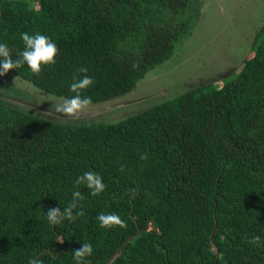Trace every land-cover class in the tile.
Instances as JSON below:
<instances>
[{"label":"trees","instance_id":"1","mask_svg":"<svg viewBox=\"0 0 264 264\" xmlns=\"http://www.w3.org/2000/svg\"><path fill=\"white\" fill-rule=\"evenodd\" d=\"M196 1L0 0L13 59L24 31L58 48L39 74L8 72L62 98L85 75L89 103L124 95L191 34ZM84 171L102 176L99 195L74 184ZM75 190L81 214L50 225L48 209L62 211ZM99 213L123 225L101 228ZM138 229L108 264H214L212 233L216 264H264V39L221 86L114 122L55 120L0 97V264H75L83 243L93 246L87 264H103Z\"/></svg>","mask_w":264,"mask_h":264},{"label":"rangeland","instance_id":"2","mask_svg":"<svg viewBox=\"0 0 264 264\" xmlns=\"http://www.w3.org/2000/svg\"><path fill=\"white\" fill-rule=\"evenodd\" d=\"M194 6L199 17L191 34L124 95L88 103L73 114L55 112L62 97L7 72L0 75V97L55 120L114 122L196 86H221L237 74L252 44L264 39V0H197Z\"/></svg>","mask_w":264,"mask_h":264},{"label":"clouds","instance_id":"3","mask_svg":"<svg viewBox=\"0 0 264 264\" xmlns=\"http://www.w3.org/2000/svg\"><path fill=\"white\" fill-rule=\"evenodd\" d=\"M20 39L23 42V50L19 53L18 59H13L10 55V49L4 42H0V75H4L10 69H17L22 64H26L28 69L33 74H39L42 65H50L55 63V57L58 52L56 42L49 36L40 32L29 34L24 31L20 33ZM85 71V69H81ZM92 83V78L85 75L80 79H74L69 85V89L75 92L76 95L62 98L61 103H57L54 107L55 112L73 114L89 103L87 96L82 97L79 90L88 87ZM123 170V168H121ZM74 184L83 186L89 190L90 195H99L106 187L102 181V176L94 171H84L75 178ZM83 196L79 190L71 193V199L67 206L61 211L58 207L49 208L46 212L47 221L50 225H56L63 221H72L81 213L74 212L78 207V201L82 200ZM99 227L110 228L114 225H123V221L115 213H99L97 214ZM260 239L259 236L253 237V243ZM93 252V246L90 243H83L81 247L75 249L72 254V259L75 264H87L85 257H88ZM29 264H35L30 258Z\"/></svg>","mask_w":264,"mask_h":264},{"label":"water","instance_id":"4","mask_svg":"<svg viewBox=\"0 0 264 264\" xmlns=\"http://www.w3.org/2000/svg\"><path fill=\"white\" fill-rule=\"evenodd\" d=\"M141 233V230L140 229H138L137 231H136V233H134V234H132V235H130V236H128L126 239H125V241L114 251V253L103 263V264H108L109 263V261L111 260V258L116 254V253H118L128 242H129V240L130 239H132L133 237H135V236H137V235H139ZM210 240H211V243H212V246H213V248H214V250H215V253H216V257H215V262H214V264H216V262H217V260H218V257H219V249H218V247H217V245H216V243L214 242V240H213V233L210 235ZM40 255V254H39ZM38 255V256H39ZM37 256V257H38ZM36 260V259H35Z\"/></svg>","mask_w":264,"mask_h":264}]
</instances>
